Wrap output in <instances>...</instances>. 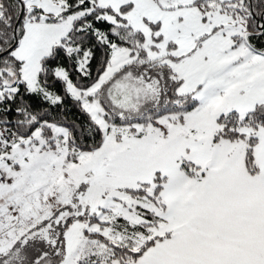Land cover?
<instances>
[{
	"label": "snow or ice",
	"instance_id": "6c2138e0",
	"mask_svg": "<svg viewBox=\"0 0 264 264\" xmlns=\"http://www.w3.org/2000/svg\"><path fill=\"white\" fill-rule=\"evenodd\" d=\"M0 264H264V0H0Z\"/></svg>",
	"mask_w": 264,
	"mask_h": 264
},
{
	"label": "trees",
	"instance_id": "16d2710c",
	"mask_svg": "<svg viewBox=\"0 0 264 264\" xmlns=\"http://www.w3.org/2000/svg\"><path fill=\"white\" fill-rule=\"evenodd\" d=\"M57 87H59V85H57Z\"/></svg>",
	"mask_w": 264,
	"mask_h": 264
}]
</instances>
